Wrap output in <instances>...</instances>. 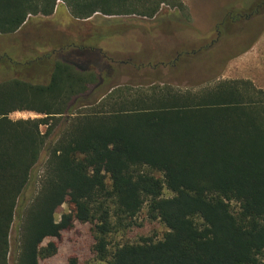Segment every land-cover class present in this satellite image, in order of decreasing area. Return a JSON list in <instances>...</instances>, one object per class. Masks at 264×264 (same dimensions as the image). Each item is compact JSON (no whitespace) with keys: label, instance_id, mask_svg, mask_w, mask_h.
I'll return each mask as SVG.
<instances>
[{"label":"trees","instance_id":"16d2710c","mask_svg":"<svg viewBox=\"0 0 264 264\" xmlns=\"http://www.w3.org/2000/svg\"><path fill=\"white\" fill-rule=\"evenodd\" d=\"M57 1L0 0V35L31 16L59 12L73 23L60 40L0 59V264L53 257L76 222L93 226L105 264H264V91L245 80L120 78L138 64L195 60L236 19L169 53L112 18L153 19L181 7L175 0H61L68 13ZM97 14L108 18L89 21ZM248 48L229 46L225 60ZM16 112L38 117L11 119ZM63 203L71 210L56 220ZM144 208L168 230L163 238L111 250L113 221L132 223Z\"/></svg>","mask_w":264,"mask_h":264},{"label":"rangeland","instance_id":"374dc122","mask_svg":"<svg viewBox=\"0 0 264 264\" xmlns=\"http://www.w3.org/2000/svg\"><path fill=\"white\" fill-rule=\"evenodd\" d=\"M178 4L162 6L159 13L153 19H146L136 16L111 17L112 19L121 18L122 20L134 24L139 30V36H144L147 40L153 41V37H149L155 30H167L172 33L173 30L199 29L208 35L217 30V26L229 21V17L236 19L233 24L222 27V32L218 34L214 46L211 45L208 50H203L195 60H190L181 65L182 71L174 72L179 75L182 84L187 82H201L208 79L227 80L235 77H243L246 72L244 67L230 68L229 61L225 58L229 54L228 47L231 46V52L236 53L244 48H250L252 44L264 36V0H175ZM58 6H63L65 11L68 10L61 0L57 1ZM67 16V15H66ZM59 12L53 13L51 17L31 16L26 24L16 33L12 35H0V59L10 58L17 59L13 51L19 48L16 46H27L38 40L53 39L60 40V33L64 28L72 25L69 18ZM105 18L100 14L93 16L89 21H97V18ZM63 26H65L63 28ZM227 29V30H226ZM66 30V29H65ZM216 33V32H215ZM82 36L84 32H81ZM211 37V36H210ZM160 38V37H159ZM215 35L212 34V39ZM84 39V36H83ZM88 42V38H85ZM157 46V45H156ZM201 51V50H200ZM199 51V52H200ZM218 59L219 66L212 60ZM237 59H240L237 57ZM225 60V62H224ZM238 61V60H237ZM156 62H151V67ZM215 63V64H214ZM235 63V62H234ZM233 63V65H234ZM127 67L122 71V77L128 79L131 75H135L136 79L146 77V75H156L164 73L163 69L151 73L149 67ZM241 66H244L241 64ZM220 68L221 71L219 70ZM256 75L253 77L254 84L258 88L264 89V75L259 73H248ZM46 79L44 75L38 76ZM184 80V81H183ZM2 77L0 76V82ZM32 113L16 112L10 115L13 120L37 118ZM43 161V158H42ZM157 177L159 175L156 174ZM165 196H170L164 191ZM71 210V206L63 203L56 212V220L60 215ZM114 222L112 233L107 240L110 242L109 248L114 250L117 246L124 243H137L141 239H151L153 241L161 240L168 231L166 227L159 221H151L146 216V209H142L139 215L129 223L123 221ZM93 226L89 223L74 225L67 231L63 232L60 239L57 240V252L48 259L41 260L39 264H70L73 260L75 264H105L99 261L93 251L94 233ZM15 237L14 228L10 233L11 250L13 249V239ZM9 264H13L12 256Z\"/></svg>","mask_w":264,"mask_h":264},{"label":"crops","instance_id":"0c3cea01","mask_svg":"<svg viewBox=\"0 0 264 264\" xmlns=\"http://www.w3.org/2000/svg\"><path fill=\"white\" fill-rule=\"evenodd\" d=\"M162 30H155V33L151 34L150 36L154 38L156 41H163L166 45H169V53H174L175 49L177 48V44L187 39H195L197 42L201 39L205 34L200 31L199 29H184V30H173L172 33H169L165 30V33H160ZM163 32V31H162ZM160 37V38H159ZM162 38V39H161ZM161 39V40H159ZM196 53L198 54L199 51L197 50ZM237 59L229 60L230 68L236 67H244L246 72L245 76L243 77H235L233 79L227 80H245L250 81L254 86V78L256 75H250L248 73H259L260 75H264V36L261 37L259 40L255 41L250 48H248L244 53L240 54ZM238 60V61H237ZM235 62V63H234ZM234 63V65H233ZM243 64L244 66H241ZM159 69H163L164 73H158L153 77L156 80H164V81H171L173 84L178 83L182 86H186L188 81L182 84V80L179 75H175L174 72L182 71L181 66L177 67L176 65H167V66H158L150 68V72L154 73L157 72ZM151 76V75H150ZM152 80V79H151ZM184 81V80H183ZM215 81H222V80H215ZM258 88L257 86H255ZM264 91V89L258 88Z\"/></svg>","mask_w":264,"mask_h":264}]
</instances>
